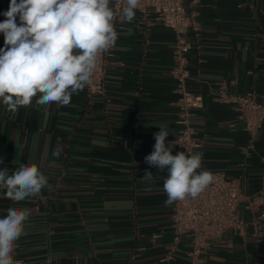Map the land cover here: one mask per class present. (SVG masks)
Returning a JSON list of instances; mask_svg holds the SVG:
<instances>
[{
    "label": "crops",
    "instance_id": "obj_1",
    "mask_svg": "<svg viewBox=\"0 0 264 264\" xmlns=\"http://www.w3.org/2000/svg\"><path fill=\"white\" fill-rule=\"evenodd\" d=\"M193 0H186L192 8ZM10 0H0V13ZM199 37L189 33L188 88L204 97L192 125L201 143V170L222 172L245 195L240 215L264 185V123L251 137L237 112L216 101L229 91H255L264 104V0H199ZM5 17L0 14V22ZM104 95L86 87L67 106L36 105L8 112L0 103V168L35 163L48 177L41 194L15 202L0 191V217L10 207L31 215L14 261L26 264H188L191 238L174 244V204L165 205L167 170L145 163L159 126L177 154L175 33L136 11L117 31ZM4 37L0 33V48ZM59 152V155H54ZM145 170L153 181H143ZM163 259H167L163 261ZM204 264H264V231L249 225L211 240Z\"/></svg>",
    "mask_w": 264,
    "mask_h": 264
},
{
    "label": "clouds",
    "instance_id": "obj_2",
    "mask_svg": "<svg viewBox=\"0 0 264 264\" xmlns=\"http://www.w3.org/2000/svg\"><path fill=\"white\" fill-rule=\"evenodd\" d=\"M10 0L8 10L0 13L4 47L0 48V103L8 112L36 105L67 106L93 82L101 56L114 48L119 33L115 21L119 16L134 20L140 0ZM19 19V24L17 23ZM154 134V150L144 157L145 163L167 170L163 190L165 205L196 198L214 179L201 170L199 152L173 155L166 144L170 129L159 126ZM54 155H59L55 152ZM0 163H3L0 160ZM143 181L152 182L145 170ZM48 177L35 163H22L9 173L0 168V191L15 202L41 194L49 187ZM29 209L10 207L0 217V264H15L16 242L25 234Z\"/></svg>",
    "mask_w": 264,
    "mask_h": 264
},
{
    "label": "built area",
    "instance_id": "obj_3",
    "mask_svg": "<svg viewBox=\"0 0 264 264\" xmlns=\"http://www.w3.org/2000/svg\"><path fill=\"white\" fill-rule=\"evenodd\" d=\"M199 0L192 1V8H186V0H140L137 12L143 17L154 19L175 33L173 44V67L171 75L175 80L177 100L178 134L175 139L176 152L193 153L201 147L192 125L193 110L204 107V97L188 88L190 79L188 54L193 47L189 33L199 37L200 23L196 9ZM116 10L122 7L121 0L112 5ZM126 20L119 16L115 21L118 29ZM19 24V19L17 18ZM114 48L104 53L93 76V82L86 87L90 96L104 95L106 92V73L109 58ZM216 101L231 106L244 123L245 130L251 137L248 149L254 147L253 139L264 123V104L255 91L236 94L229 91L227 83H222L217 91ZM213 181L196 197H187L174 204L173 229L174 244L184 237L191 238L188 264H204L205 255L211 240L229 230L244 232L249 225L258 231H264V185L260 191L248 200L246 208L251 211L250 221L242 217L239 207L245 195L241 186L226 178L222 172H211ZM167 259H163L166 261ZM15 264H26L15 261Z\"/></svg>",
    "mask_w": 264,
    "mask_h": 264
}]
</instances>
